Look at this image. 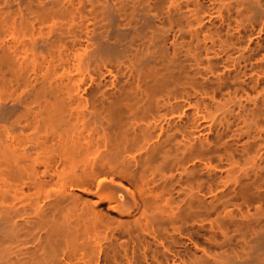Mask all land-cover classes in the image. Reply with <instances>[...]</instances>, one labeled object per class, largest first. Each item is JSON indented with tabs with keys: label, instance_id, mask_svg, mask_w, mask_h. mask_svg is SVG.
I'll return each instance as SVG.
<instances>
[{
	"label": "bare ground",
	"instance_id": "bare-ground-1",
	"mask_svg": "<svg viewBox=\"0 0 264 264\" xmlns=\"http://www.w3.org/2000/svg\"><path fill=\"white\" fill-rule=\"evenodd\" d=\"M0 264H264V0H0Z\"/></svg>",
	"mask_w": 264,
	"mask_h": 264
}]
</instances>
